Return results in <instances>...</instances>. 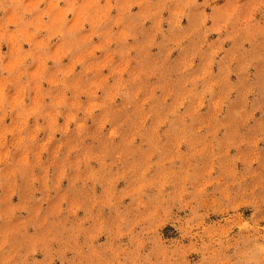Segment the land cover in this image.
<instances>
[{
  "label": "rangeland",
  "instance_id": "374dc122",
  "mask_svg": "<svg viewBox=\"0 0 264 264\" xmlns=\"http://www.w3.org/2000/svg\"><path fill=\"white\" fill-rule=\"evenodd\" d=\"M0 264H264V0H0Z\"/></svg>",
  "mask_w": 264,
  "mask_h": 264
}]
</instances>
